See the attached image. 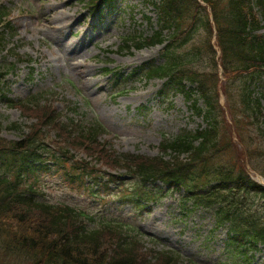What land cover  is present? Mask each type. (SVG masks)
<instances>
[{
	"label": "trees",
	"instance_id": "1",
	"mask_svg": "<svg viewBox=\"0 0 264 264\" xmlns=\"http://www.w3.org/2000/svg\"><path fill=\"white\" fill-rule=\"evenodd\" d=\"M152 1L157 25L150 34L125 39L126 48L164 44L163 62L144 64L145 75L165 79L161 91L164 96L169 89L182 92L205 125L164 139L158 156L127 154L113 158L99 145L96 125H79L71 120L60 126V116L54 109L47 114L50 109L44 105L43 93L19 102L8 97L4 89L6 73L2 70H10V66H0L1 98L10 106L45 114L44 120L26 133L23 125L13 123L15 128H23L21 140H8L0 130V264H191L172 251L142 255L138 242L127 235L123 224L106 222L102 227L90 228L83 211L40 199L34 183L29 182L31 176L41 168L45 153L60 163L70 158L64 153H69L67 146L72 144L70 128L74 129V144L86 145L102 155L105 150L114 166L127 163L128 172L139 180L133 195L136 203L156 198L161 190L155 185L160 180L173 189L183 188L188 202L195 206L215 208L219 226H229L233 258L247 256L248 251L264 243V211L261 217L249 208L251 201L262 203L264 186L255 183L244 166L248 159L264 175V33L260 32L264 28V0H204L214 14L230 81L226 106L232 125L218 99L217 51L212 44L214 30L208 9L199 0ZM7 12L6 6H0V21ZM148 20L153 23L151 17ZM7 26L0 32V52L6 45ZM183 47L186 49L181 52ZM237 80L241 90L233 95L230 85ZM52 127L61 129L58 137L68 136L61 141L64 145L49 137L45 129ZM231 129L237 132L241 148L235 145ZM54 144L64 152L52 150ZM236 152L238 161L234 159ZM74 169L80 171L76 178L94 175L88 165ZM103 177L101 173L96 177L100 184ZM103 231L114 235L113 248L105 247Z\"/></svg>",
	"mask_w": 264,
	"mask_h": 264
},
{
	"label": "rangeland",
	"instance_id": "2",
	"mask_svg": "<svg viewBox=\"0 0 264 264\" xmlns=\"http://www.w3.org/2000/svg\"><path fill=\"white\" fill-rule=\"evenodd\" d=\"M59 1L0 0L11 8L10 19L17 29V35L8 40V48L12 50L3 52L2 62L16 60L12 51L34 60L33 72L27 62H20L7 76L12 98L24 99L50 90L46 99L44 96V105L50 109L47 114L53 109L62 113L60 126L68 118L77 123H101L99 145H105L112 157L117 154L155 157L165 137H172L183 128L195 129L204 122L192 115L181 93L171 94L168 100L160 99L158 93L163 82L159 79L146 81L141 76H124L114 83L117 71L127 75L143 63L161 60V46L133 52L122 48L125 37L151 31L146 16L157 21L151 0H114L101 9L95 0ZM55 9H64L73 16L72 30L60 32L47 27L46 18ZM230 86L234 95L240 91L241 83L236 81ZM44 115L42 111L10 108L0 100L1 135L8 140H21L23 133L13 123H21L27 132L40 119L44 120ZM45 130L64 145L61 141L68 136L58 137L61 129ZM69 130L70 155L75 153L78 160L94 159L97 166L111 172H123L125 168L109 164L113 162L105 150L102 155L86 145L74 144L73 131ZM234 159H239L237 152ZM251 173L255 180L264 183L261 176L252 170ZM32 179L41 199L69 205L93 216L94 221L88 222L90 228L102 227V221L117 220L127 223L130 230L137 229L135 235L143 239L137 244L140 254L152 255L151 247L157 251L172 249L198 264H233L225 255L227 230L217 228L214 212L203 208L190 210L174 190H166L161 198L140 208L124 199L136 182L129 175L122 176L118 185L111 183L109 188L98 190L92 183L87 187L73 182L61 170H42ZM103 232L105 247L113 248L114 235ZM242 264H264V245Z\"/></svg>",
	"mask_w": 264,
	"mask_h": 264
},
{
	"label": "bare ground",
	"instance_id": "3",
	"mask_svg": "<svg viewBox=\"0 0 264 264\" xmlns=\"http://www.w3.org/2000/svg\"><path fill=\"white\" fill-rule=\"evenodd\" d=\"M57 2L60 3L61 1L57 0ZM71 21H73V16L64 9H55L46 18L47 27L52 30H59L60 32L66 29L69 31L72 30L73 25L71 24ZM69 46L72 48L73 45Z\"/></svg>",
	"mask_w": 264,
	"mask_h": 264
}]
</instances>
